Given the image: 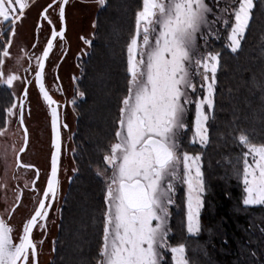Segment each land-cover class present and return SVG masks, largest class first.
<instances>
[{
	"label": "snow or ice",
	"instance_id": "1",
	"mask_svg": "<svg viewBox=\"0 0 264 264\" xmlns=\"http://www.w3.org/2000/svg\"><path fill=\"white\" fill-rule=\"evenodd\" d=\"M68 2L53 0L40 13V18L51 26V36L40 56L28 57L30 66L31 60H36L35 83L50 109L54 149L50 174L43 197L34 214L23 224L18 242L13 238V227L0 215V264H37L33 230L46 228L49 209L58 195L61 144L58 111L54 107L57 101L45 88L44 75L45 61L54 42L57 38L64 39ZM98 3L102 8L106 6V0H98ZM142 3V10L136 13L135 32L127 44V92L120 102L115 142L103 156L104 167L96 169L97 177L105 186L103 236L96 264H164L166 253H171L172 264H189L186 245L171 246L169 243L170 207L174 204L176 184L186 186L189 234L200 231L199 215L204 205L206 189L201 155L182 151V136L188 130L186 116L194 105L190 142L207 146L209 120L214 118L211 113L215 110L216 73L222 55L207 50L208 39L219 38L220 29L216 25L222 24L228 33L226 47L237 53L256 5L255 0H230L228 7L218 9L216 14L206 0H142ZM56 4L59 30L48 15L49 9ZM28 6L27 0H0V36L10 31L0 50V85L8 88L21 80L15 73L5 76L3 67L10 58L16 25ZM210 15L214 19L210 20ZM40 27L37 26L38 31ZM201 39L205 42L204 52L198 44ZM24 95L27 96V89ZM77 95L82 97L84 93ZM17 108L19 112L14 111ZM4 111L5 126L0 127V136L6 134L11 118L18 116L25 146L19 152H24L28 131L24 125L23 99L13 102ZM234 139L242 146V154L237 157L242 169L236 170L243 184L242 203L245 207L264 205V143H254L244 132ZM3 151L6 159V146ZM16 167L28 170L32 165L22 163L17 153ZM32 185L34 191L35 181ZM22 195V190L17 189L16 204L6 210L9 219Z\"/></svg>",
	"mask_w": 264,
	"mask_h": 264
},
{
	"label": "trees",
	"instance_id": "2",
	"mask_svg": "<svg viewBox=\"0 0 264 264\" xmlns=\"http://www.w3.org/2000/svg\"><path fill=\"white\" fill-rule=\"evenodd\" d=\"M142 0H106L95 18L90 50L82 63L74 144L76 172L61 203L60 222L50 264H96L103 236L105 186L97 177L103 156L115 140L119 107L127 92V44L135 32ZM253 18L241 48L221 52L215 86V110L209 143L194 145L204 173L200 231H187L185 207L174 210L172 245H186L189 264H264V205L245 207L236 175L246 133L264 143V0H255ZM1 45V41H0ZM10 91L0 86V127ZM164 264H172L167 256Z\"/></svg>",
	"mask_w": 264,
	"mask_h": 264
},
{
	"label": "rangeland",
	"instance_id": "3",
	"mask_svg": "<svg viewBox=\"0 0 264 264\" xmlns=\"http://www.w3.org/2000/svg\"><path fill=\"white\" fill-rule=\"evenodd\" d=\"M31 0H27L29 3ZM90 3L84 4V6L74 7L69 11V31L68 38L70 41V58L67 60L65 64L66 67L69 68L72 72L70 75L73 77L74 82V96L70 99V121L72 123V132L71 139L75 132L76 125V117H77V103L80 99V96L77 95L79 91L78 83L81 79L82 75V63L87 57L90 45L93 40V35L95 32V18L101 6L98 3V0H88ZM45 2V0L37 1L30 6L29 10L24 14L23 18L16 25V34L13 37L12 45L9 49L10 58L6 59L5 65L3 67V71L5 76L9 73H15L21 77V80H17L14 82L12 88H8L6 85H0L1 88H7L10 91V100L7 102L4 109L10 107L13 102L19 103V96L24 87V76L27 79L33 77V74L36 69V60L33 58L31 60V66L29 65V55L39 56V52L42 48L40 45L36 50L30 52L29 48L33 42L34 36L33 31L37 20V11L41 4ZM209 6L213 9V13L218 14V9H224L228 7L230 4V0H206ZM143 7V5H142ZM142 10V9H141ZM209 19H214V16L210 15ZM7 28V26H4ZM219 31V38L210 37L207 43V50L215 51V43L220 42L226 44L227 31L224 29L222 24L216 25ZM10 31H5L3 36H0V50H2V45L7 41L8 35ZM85 41H89L91 43H86ZM199 48L201 52L205 51V42L204 40L198 41ZM71 57H73V66L71 65ZM19 61V62H18ZM51 63V64H50ZM49 63V71L51 72V68L54 65V61ZM25 69H29V71H25ZM47 71L48 76L50 72ZM61 72V71H60ZM64 72L60 73L61 79H63ZM200 78L197 77V84H199ZM65 90H69V88H65ZM29 99L32 105L33 114L30 118L26 119V123L30 129V144L28 146L27 151L22 155V160L26 162H35L39 167L44 170V173L47 171V160L49 155V148L43 145L44 139L47 141L48 132L46 128V113L43 106H41L40 101L37 98V93L35 91V87L33 82L29 86ZM69 92V96H70ZM195 98V97H193ZM75 100V103L72 101ZM14 111L18 112V108L14 109ZM195 116V106H190L189 112L186 116V123L188 124V130L182 136V151H187L191 155H197L200 153L193 152L194 145H199V143L191 144V138L193 135L192 126L194 122ZM5 117V115H4ZM38 123H42V125L38 126ZM4 118L2 122V126L4 127ZM39 128V133L37 131ZM42 137V138H39ZM39 140L42 142L40 145ZM22 141V132L19 128V124L17 121V116H13L11 118L10 123L7 125V132L4 136H0V185H6V187H0V215H3L5 218L7 215V211L11 208L13 203L16 201L15 197L17 195L16 186L24 187L27 183L29 185L34 173L30 170H25L23 168H15V154L19 149ZM115 142V140L113 141ZM112 142V143H113ZM7 147L6 159L4 155V147ZM68 151L66 155L63 157L60 166V186H61V195L60 200L54 205L49 225L48 232L46 235L43 244L40 245V264H50L54 255V248L56 243V238L58 234L59 222H60V208L61 203L64 198V195L67 191L69 183L73 178L76 172V163L74 161V144L70 143L68 146ZM13 148L15 151H13ZM25 193V192H24ZM28 195V196H27ZM26 201L22 203L17 209L15 215L8 221L9 225L13 227V238L18 242L19 235L22 233L23 224L27 221L29 215L33 211L35 206V202L31 200V196L29 194H24ZM174 204L170 207V219H169V243L170 238L172 236V219L174 215V210H180L182 205L185 207V216L187 221V197H186V186L182 183L176 184V191L174 194ZM188 231V230H187ZM196 233L190 234L194 235ZM43 233L39 230L35 229L34 231V240L36 243H39ZM171 246H178L172 245ZM167 256H169L171 260V253L165 254V261ZM164 261V263H165Z\"/></svg>",
	"mask_w": 264,
	"mask_h": 264
},
{
	"label": "flooded vegetation",
	"instance_id": "4",
	"mask_svg": "<svg viewBox=\"0 0 264 264\" xmlns=\"http://www.w3.org/2000/svg\"><path fill=\"white\" fill-rule=\"evenodd\" d=\"M37 1H42V0H31L28 3L29 6L25 9L24 14H26V12L29 10L30 6H32V4L37 2ZM52 2H53V0H45V2H43L41 4V6L39 7V9L37 11V20H36V24H35L34 31H33L34 39H33V42L31 44L29 50H30V52H32V51L36 50L40 45H42V48L39 52V56L41 55L43 47H44V45H45V43H46V41H47V39L51 33V26L48 25L47 21H44L40 18V13L44 10V8H46ZM88 3H90V1H88V0H69L68 4L65 6V35H64V39L60 40L59 38H57V40L54 42V48H53L52 52H50L49 58L45 64L44 85H45V88L48 90L49 94L53 97V99L55 101H57L56 106H57V111H58V123H59L60 137H61V152H60L59 176H58L59 181H60L61 161L68 151V148H69L68 146L70 145V143L72 144V139H71L72 123L70 121V113H69V108L71 105H70L69 101L74 96V86H73L74 82H73L72 75H70V72H72V71L69 70V68H67V67L65 69H63L65 67L64 63H66L67 60H69V58L71 56V54H70V47L71 46H70V41L68 38L69 11L73 8V6L74 7H78V5L84 6V4H88ZM48 15L56 24L57 30H59L61 25H60L59 16H58V4L54 5L53 9H49ZM38 25H41V27L39 28V31L37 30ZM33 45H36V47L34 48ZM52 61H54V65L51 68V72H50L49 71V63ZM71 65L73 66V57H71ZM47 71L50 72L49 76H48ZM60 71L64 72V75H63L64 78L63 79H61V77H60V73H61ZM34 76H35V72L33 74V77H31L30 79H27L26 76H24V80L31 81V83L33 82V85L35 87V91L37 93V98L40 101L41 106H43V108L45 109V113L47 116L46 128H47V132H48V134H47L48 139H47V141L44 139L43 145L45 147L49 148V155H48V160H47L48 167H47L46 173H44V170L41 167H39L37 165V163L26 162V161L22 160V155L27 151L28 146L30 144V137H31L30 129L28 127V124L26 123V119L30 118L31 115L33 114L31 101L29 99V91H28L31 83H24V87L20 93L19 99H21V98L23 99L24 125L28 131V143H27L25 151L19 152V149L21 147H25L24 141H23V134H24L23 129L20 128V126H19V128L22 132V141H21V145H20L19 149L17 150L16 154L19 153L22 163L32 165V167L28 170L33 171L34 175L31 179L28 187L24 188V187L16 186V189H20L23 192L22 200H21L19 206L26 201V198L28 196L27 195L25 198L24 194H26V193L29 194L31 196V200H33L35 202V206L33 208V211L29 215L28 219L31 217V215L35 211V208L38 206V202L42 197V193L44 191V187L46 185L47 178L49 175L50 163H51V154H52V150H53L50 109H49L48 105L46 104V102L43 100L42 96L40 95L38 88L36 87ZM66 87L69 88V90L66 91L65 90ZM25 89H27V96L26 97L24 95ZM69 92L71 93L70 96H69ZM18 112H19V108H18ZM17 121H18V116H17ZM37 125L40 126V125H42V123H38ZM65 125H66V127H65ZM37 131L39 133V128H37ZM39 138H42V137H39ZM39 142H40V145H42L41 144L42 142L40 140H39ZM16 154H15V168H17L16 167ZM37 172L39 174L38 177H37ZM32 181H35V185H34L35 190L34 191L32 190V188H33ZM60 195H61V186H59V191H58V195H57L56 200L52 203V207L49 209V215H48V218L46 221V228L44 230H41L39 227L35 228V229H37L43 233L41 240L39 241V243H37V253H38L37 254V264H40V245L43 244V241L46 238V235L48 232L50 215H51V212H52L54 205L60 200ZM15 204H16V201L13 203L11 208ZM19 206L16 208L15 212H13L11 214V218L15 215ZM4 219L7 222L10 220L8 217V213ZM35 229L33 230V239H34ZM41 241H42V243H40Z\"/></svg>",
	"mask_w": 264,
	"mask_h": 264
},
{
	"label": "water",
	"instance_id": "5",
	"mask_svg": "<svg viewBox=\"0 0 264 264\" xmlns=\"http://www.w3.org/2000/svg\"><path fill=\"white\" fill-rule=\"evenodd\" d=\"M64 27H65V23H64ZM50 36H51V33H50V35H49V37L48 38H50ZM48 40V39H47ZM46 44H47V41H46V43H45V45H44V47L46 46ZM44 47H43V49H44ZM42 52H43V50H42ZM42 52H41V54H42ZM45 64H46V61H45ZM36 84V83H35ZM36 87H37V85H36ZM38 88V87H37ZM39 90V89H38ZM54 107H57L56 105H54ZM52 127V126H51ZM58 127H59V123H58ZM59 132H60V130H59ZM60 144H61V137H60ZM54 150V149H53ZM53 150H52V152H53ZM59 162H60V159H59ZM50 169H51V163H50ZM49 174H50V170H49ZM49 176V175H48ZM58 176H59V169H58ZM48 179V178H47ZM46 185H47V182H46ZM46 185H45V187H44V189L46 188ZM44 192V191H43ZM42 197H43V193H42ZM41 197V198H42ZM33 214H34V212H33ZM32 214V215H33Z\"/></svg>",
	"mask_w": 264,
	"mask_h": 264
}]
</instances>
